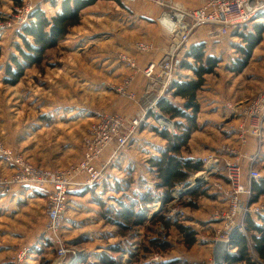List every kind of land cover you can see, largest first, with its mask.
<instances>
[{
	"label": "rangeland",
	"instance_id": "374dc122",
	"mask_svg": "<svg viewBox=\"0 0 264 264\" xmlns=\"http://www.w3.org/2000/svg\"><path fill=\"white\" fill-rule=\"evenodd\" d=\"M185 1L169 0L181 10L202 8L210 0H190L189 7ZM25 3L47 12L50 4L53 11L60 8V0H21L19 4L15 0H0L3 18H10L14 8ZM162 12L163 8L146 0H100L81 13L79 24L69 29L61 43L46 51L42 62L23 64V76L15 85L6 73L12 57L19 55L17 47L24 46L20 27L0 33V148L20 156L35 170L65 171L81 161L84 138L102 114H120L128 121L144 117L135 135L140 145L130 149L131 144L130 150L115 155L113 160L112 151H105L95 162L98 169L108 163L104 185L98 189L93 187L97 189L92 194L96 204L87 196L75 197L72 198L74 207L68 212L71 191L91 187L69 191L67 222L60 233L70 264H213L217 235L210 227V220L212 213L222 209L216 192L223 197L224 194L215 185L226 184L223 169L228 163L239 166L243 181L250 170L264 176V122L261 141L257 142L249 133L251 103L264 100V35L247 64L237 70L235 54L238 53L239 59L244 56L235 46L232 51L228 49L229 38L217 33L216 38L210 39L208 32H216L207 25L197 35L195 31L188 46L194 39L205 40L206 55L214 57L217 65L213 72L200 79L201 86L191 99L196 110L187 109V100L175 96L170 90L172 85L164 99L159 100L157 89L149 94V79L144 74L146 66L152 62L159 64L172 41L171 32L160 22ZM55 14L50 11L49 16ZM146 15L152 17V23L143 20ZM218 38L224 43L221 51L217 49ZM156 39L162 44L158 45ZM138 43L152 44L155 50L139 53ZM185 59L181 58L176 73H190L183 82L199 80L193 71L180 67ZM189 63L195 64L194 60ZM127 77L132 78L130 91L135 99L115 90ZM153 99L156 106L151 108ZM161 100L180 112L165 111ZM182 112L185 114L180 115ZM158 115L175 126V135L162 132L169 138L161 136L157 131ZM158 136L167 140L170 147L164 160L174 156L183 161L201 162L204 168V162L215 157L220 159L221 166L217 173L210 170L209 181L179 194L181 187L179 191L176 187L170 189L161 171L144 152L150 149L145 148V141L156 146L163 143ZM176 146L178 150L173 151ZM126 156L131 166L133 163L131 171L122 167ZM1 159L0 156V176H15V169L3 165ZM117 162L121 164L114 169ZM220 175L221 181L217 179ZM21 186L25 185H13L4 194L0 191V264H30L34 260L19 262L18 253L38 247L46 238L48 194L36 196L32 189L29 194L25 191L29 187L41 191L50 186L19 190L17 187ZM252 203L264 207V194ZM228 207L229 204L224 209ZM176 211L185 212V220L177 218ZM137 215L143 219L138 224ZM187 230L196 234L197 241L192 246ZM47 239L48 248L36 255L41 260L35 264L58 261L53 237L48 235ZM251 252L252 264H264L255 250Z\"/></svg>",
	"mask_w": 264,
	"mask_h": 264
},
{
	"label": "built area",
	"instance_id": "2783aa9c",
	"mask_svg": "<svg viewBox=\"0 0 264 264\" xmlns=\"http://www.w3.org/2000/svg\"><path fill=\"white\" fill-rule=\"evenodd\" d=\"M146 1L156 3L163 8L160 22L168 30L169 28L171 29L169 31L172 36L170 48L163 56L160 62L162 64L159 63L161 69L159 64L152 62L146 66L144 71L145 76L149 79L148 87L151 88L149 94H152L155 89L159 90V100L167 94L166 91L177 79L176 70L181 58L185 57L188 52V44L195 31L207 25L222 37H226L232 29L240 30L243 27L246 28L249 23H252L264 14V0H210L204 7L196 10L177 9L169 0ZM34 10V5L29 3L15 7L10 18L0 21V33H6L27 24ZM136 50L139 53L148 54L153 52L155 48L152 44L138 43ZM129 63L131 67L134 66L132 61ZM157 70H160V73H156ZM131 82L132 78L127 77L119 86L115 87V90L118 93L127 95L130 99H135V95L130 91ZM152 102L154 103L153 105H151ZM152 102H150V106L154 108L156 106L155 100ZM249 116L252 119L249 130L250 136L259 142L262 140L263 133V99H258L251 103ZM158 117H160L157 119L158 131L160 133L169 132L175 135V126L169 120L159 115ZM143 118L136 117L128 121L120 114L108 113L100 115L84 138L85 149L83 159L65 171H37L24 163L20 156H14L11 151L0 148L2 163L15 169V176L12 178L0 176L1 194L9 192L13 185L35 186L37 188L51 187V191L47 197L46 238L48 235H51L57 246L58 261L56 264H70L71 262L70 259L66 260L67 251L65 250L64 241L60 233L65 223L69 191L85 187L101 188L105 183V167L108 163L103 165V168L98 169L95 167V162L100 159L105 151H112L114 154L112 156L113 160L115 159V155H120L129 149L136 133L143 124ZM242 137L245 136L243 135ZM243 143H246V141H243ZM204 163V168L202 167V170L194 175L195 177L198 174L205 176V181H195V177H191L193 176L191 175L185 185L181 186L179 194L185 192L187 188H193L194 185L206 183L211 177L209 175L210 170L212 169L213 172L217 173L221 166L220 159H216L215 157ZM223 175L226 179V184L217 183L215 189L224 194V197L228 200L229 207L227 210H218L212 217L215 222H221L220 227H214L217 237L226 238L230 244L228 257L229 255H234L232 253L234 250L232 239L235 233L248 237V217L259 216L264 211V207H257L255 203H252L254 195L252 190L253 182L263 181L264 176L258 171L250 170L246 181H243L241 168L231 163L225 166ZM176 188V191H179V187ZM174 214L180 220H185L186 218L183 211H176ZM249 242L252 251L254 250L252 242ZM35 249L30 247L21 250L17 255V260L19 262L27 260L32 250ZM223 264H227L226 260Z\"/></svg>",
	"mask_w": 264,
	"mask_h": 264
},
{
	"label": "trees",
	"instance_id": "16d2710c",
	"mask_svg": "<svg viewBox=\"0 0 264 264\" xmlns=\"http://www.w3.org/2000/svg\"><path fill=\"white\" fill-rule=\"evenodd\" d=\"M100 0H60L59 12L51 16L47 20L41 18L40 9H36L31 16V20L24 26L18 29L20 38L23 40L24 46H18V56H13L10 66L7 67L8 80L12 84H16L23 76V64H36L42 62L43 56L46 51L56 47L67 36L69 29L79 24L81 19V13L95 5ZM122 1V0H116ZM16 4H19L21 0H15ZM4 14L0 12V21L5 20ZM234 35L241 37L242 43L237 44L235 47L239 54L244 56V59H235L237 70L247 64L250 56L255 48L262 42L264 35V22L254 25V30L250 33H235ZM2 57V50L0 48V59ZM186 59L180 63V67L189 69L195 73L199 80L183 82L178 78L174 81L171 91L175 96L182 99H186L187 109L196 110V106L191 101L195 92L198 91L201 86L200 79L205 75L213 72V69L217 65L214 57L206 55V49L204 44L189 46L186 54ZM190 60H194L195 64L189 63ZM164 99V98H162ZM165 111H172L179 113L180 110L175 109L166 101H160ZM182 112L180 115H184ZM161 136L169 138L168 134L162 133ZM178 150V146L173 148V151ZM152 165L159 169L162 174V179L170 189L175 187H181L185 185L188 178L202 170L201 162L193 163L191 161H183L172 156L161 161L152 160ZM252 190L254 193V202H257L259 197L264 194V180L261 182H253ZM261 220V216H249L247 219L248 237L240 233H235L232 239V247L238 249V256L229 255L226 259L227 264L244 263L252 264V252L250 242H252L253 249L257 252L259 258L264 262V223L259 225L258 221ZM143 221L141 216H136V223ZM186 236H189V245L195 244L196 234L186 231ZM260 235V243L256 242L257 236ZM238 258V259H236Z\"/></svg>",
	"mask_w": 264,
	"mask_h": 264
},
{
	"label": "crops",
	"instance_id": "0c3cea01",
	"mask_svg": "<svg viewBox=\"0 0 264 264\" xmlns=\"http://www.w3.org/2000/svg\"><path fill=\"white\" fill-rule=\"evenodd\" d=\"M189 1L190 0H186L185 1V4L186 5H188V7H189ZM180 3H182V2H180ZM179 2H177V4L178 5H180V6H184L183 4H180ZM50 5H52V4H50ZM49 5V8H50V10H49V12H47V11H42V10H40V13H41V16L43 15V14H45V17H43L42 16V18L44 19V18H46V19H48V18H50V16H49V14H50V11L51 12H54V14H55V12L56 13H58L59 12V8L57 7L56 8V10L55 11H53V9L51 8V6ZM37 6H39L38 4H37ZM185 7V6H184ZM144 21H146V22H150V23H152L153 22V19H152V17L150 16V15H146L145 16V18L143 19ZM157 22H158V18H157ZM264 22V14L263 15H261L260 17H258L255 21H253L252 23H250V24H248L247 25V27L245 28V27H243L242 29H240V30H237V29H232L231 31H230V33H229V35H227L226 37L227 38H229V45H228V49L229 50H233V47L234 46H236L237 44H241L242 43V39H241V37H238V36H236V35H234L235 33H250L251 31H253L254 30V25H258V24H261V23H263ZM202 27H204V26H202ZM202 27H200L198 30H197V32H196V34L195 35H197L198 34V31L202 28ZM208 37L210 38V39H213V38H216L217 37V32H216V34L215 33H210V32H208ZM196 37V36H195ZM223 38H225V37H223ZM217 40V42H220V43H218V47H217V49L219 50V51H221L222 50V45L224 44V43H222V38H218V39H216ZM156 41H157V43H158V45H161L162 44V42H160V40H158V39H156ZM235 42H238V43H235ZM206 43V41L205 40H196V39H194V41H192L191 42V44H190V46L192 47V46H196V45H200V44H205ZM163 46L164 47H166L164 44H163ZM224 46V45H223ZM232 48V49H231ZM235 56H236V58H237V56H239L238 55V53L236 52V54H235ZM184 70V69H183ZM182 70V71H183ZM184 74H186V73H177V77L176 78H178L179 80H183L184 78H186V77H190V75H188V74H190V73H187V75H184ZM154 131V130H153ZM157 131H158V129H157ZM156 132V131H155ZM159 132V131H158ZM160 133V132H159ZM155 134V133H154ZM159 136H160V134H158ZM158 136V138L160 139V140H162L163 141V143L160 145V146H156V145H153V143H151V141H145L144 143H145V148H150L148 151H147V149H145L144 150V152H145V154H146V157H148V158H150L151 160L150 161H152V160H155V161H161L163 158H164V156L169 152L168 150H169V145H168V141L167 140H164L163 138H161V137H159ZM137 138V137H136ZM135 139V138H134ZM138 139V138H137ZM137 139H135V140H133V143H132V147L130 148V149H132V148H134L137 144L138 145H140V141H137ZM129 149V150H130ZM124 158V157H123ZM2 164V163H1ZM121 164V162H117V164H116V166H115V168L114 169H116V167H117V165H118V167H119V165ZM131 163H130V160H129V158L126 156V158H125V164L122 166L126 171H131V169L133 168V163H132V166L130 165ZM4 165V164H3ZM7 166V165H6ZM129 166H131V167H129ZM129 168V169H128ZM114 178V177H113ZM112 178V179H113ZM218 180H223V177H222V175H220L218 178H217ZM117 184H118V181L115 179V185L117 186ZM120 186H121V184H122V181H120ZM17 188H19V190L20 189H25V188H28V186H21V187H17ZM34 187H29V190L28 191H25V193L26 194H29V192H31V189L34 191V193H36L35 195L37 196L38 194H45V193H47L48 194V191L50 190V187H47V189H42L41 191H39L38 189H33ZM95 190H97L96 188H93V187H91V188H85V189H80V190H77V191H71V193H70V196H69V206H68V212L70 211H72V208L74 207V205H73V203H72V198H79V199H82V196H87V198H89V200H92L93 201V198H94V194H93V191L95 192ZM213 192L215 193L216 191H214L213 190ZM74 193H75V195H74ZM87 193V194H86ZM93 194V195H92ZM216 194L218 195L217 197H218V204H219V206L222 208V209H224V208H226V206H227V204H228V200L227 199H225L223 196H221L219 193H217L216 192ZM90 195V196H89ZM10 196V195H9ZM17 195H14V197H16ZM4 197V199H6V197H8V196H3ZM92 198V199H91ZM16 199L17 198H15V201L14 202H16ZM94 203H95V201H93ZM96 204V203H95ZM67 212V213H68ZM213 214L214 213H212V216H213ZM261 216V220H259L258 221V223H259V225H263V223H264V212L260 215ZM119 217V216H118ZM66 222H67V216H66ZM69 220V219H68ZM212 221H214L213 220V217H211V220H210V227L212 226V228H214L215 226H218V225H220V224H215L216 222L214 221V223H212ZM65 222V223H66ZM69 223H71V221H69ZM51 240V239H50ZM48 241H49V239H43L41 242H40V244H38V247H36V249L34 250V252H32L30 255H29V257H28V259H27V261L25 262V263H29L31 260H34L33 262H30V264H35V263H38V262H40V258L38 257V256H36L37 254H39V253H41V251L43 250V249H45V248H48L47 246H48ZM256 242L259 244L260 243V235H258L257 236V240H256ZM232 253L234 254V256H238V249L237 248H234V250L232 251ZM34 258V259H33ZM91 264H96V263H93V262H91Z\"/></svg>",
	"mask_w": 264,
	"mask_h": 264
},
{
	"label": "water",
	"instance_id": "95a60500",
	"mask_svg": "<svg viewBox=\"0 0 264 264\" xmlns=\"http://www.w3.org/2000/svg\"><path fill=\"white\" fill-rule=\"evenodd\" d=\"M229 242L223 239L214 241L213 246V264H223L229 253Z\"/></svg>",
	"mask_w": 264,
	"mask_h": 264
},
{
	"label": "bare ground",
	"instance_id": "6f19581e",
	"mask_svg": "<svg viewBox=\"0 0 264 264\" xmlns=\"http://www.w3.org/2000/svg\"><path fill=\"white\" fill-rule=\"evenodd\" d=\"M169 28V27H168ZM169 30L171 31V29L169 28ZM152 101H154V99L152 100ZM151 101V102H152ZM154 103L152 102L151 103V105H153ZM201 174H198L196 177H195V175H193V176H191V177H195V181H199V180H201V181H205V176H200ZM193 187H195V185L193 186ZM217 239H223V240H226V238H223V237H221V238H218L217 237ZM227 241V240H226Z\"/></svg>",
	"mask_w": 264,
	"mask_h": 264
}]
</instances>
